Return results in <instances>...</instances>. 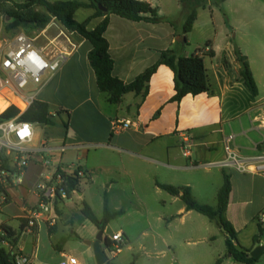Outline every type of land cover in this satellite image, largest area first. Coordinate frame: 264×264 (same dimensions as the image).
Masks as SVG:
<instances>
[{"label":"crops","instance_id":"1","mask_svg":"<svg viewBox=\"0 0 264 264\" xmlns=\"http://www.w3.org/2000/svg\"><path fill=\"white\" fill-rule=\"evenodd\" d=\"M25 1L0 0V18L3 14L5 19L9 18L6 12L15 4H22ZM47 1L54 3L58 0ZM80 1L87 2V0ZM137 1L147 2L153 8H163L161 0ZM259 1L264 2V0ZM220 4L227 14L226 17L228 16L225 31L239 33V42H237V34L234 40L230 36L221 37L216 34L213 39H208L210 44L206 49L198 51L196 48L193 54L187 51V48L192 46L188 36L196 30L198 20L192 32L185 36V44L176 41L180 35H183L182 27L186 16L183 10L177 23L168 15L163 16L172 24L167 20L152 24L132 22L116 15L110 16L105 38L109 44V53L115 62L113 75L124 83L133 82L155 64L162 51L174 50L185 57L195 54L204 56L211 91L198 96L188 95L181 102L171 101L175 96L173 72L166 66H160L148 83L149 91L145 99L129 93L119 104H111L108 102V94L98 89L95 73L88 60L92 50L88 41L76 36L68 37L69 42L66 38L60 41L62 36H67L55 19H52L44 30L18 27L20 32L17 34L25 32L27 28L31 30V37L35 39V45L41 51H46L48 43L56 38L60 47L71 51L58 73L45 78L44 86L37 93L36 98V101L49 105L50 114L56 122L54 137L50 141L51 144L47 142L48 146L66 147L63 153L57 152L45 157L51 161L52 167L61 168L68 173L75 165L87 173L92 180L91 175L99 165L89 162L88 155L91 149L96 152L101 150L116 152L141 160L149 168L146 177L153 181L156 192L159 194L164 192L168 196L160 201L163 207L158 211V219L173 221L178 216L191 215L194 211L186 210L181 195H171L159 185H170L178 189L190 188L193 197L200 204L207 205L209 202H204L205 200L202 199H207L212 193L214 195L216 185L204 183L200 186L193 182L191 176L198 171L209 174L210 169L204 165L224 161L225 141L228 136L235 137L233 148L244 157L252 158L263 153L264 3H258V0H220ZM204 8L200 10H205ZM80 11H85V16L77 20L76 16ZM94 13V9H80L74 18L82 23ZM102 20L103 18L100 17L92 19L89 28H96ZM237 50L248 60L259 91L256 97L248 90L241 76L242 65L237 59ZM210 52L214 55L210 56ZM79 80L82 88L78 85ZM9 107V104L0 101L1 113ZM63 118L68 119V128H64ZM118 120H128L133 125L128 130L113 133V124ZM57 121L63 126L60 132L57 129ZM35 133L34 146L39 148L43 139L38 136L36 129ZM60 140L63 145L56 144ZM187 140L191 146L189 156L184 155ZM220 171L222 176L226 173L231 179L232 189L225 217L236 232L234 245L239 249L251 251L258 246H264V226L261 221V216L264 215V174L240 173L222 168ZM43 172L41 156L36 155L26 170L23 184L9 188L8 200L5 203H1L0 199V235L3 234L4 226L11 229L15 235L13 244L5 239L8 246L2 243L0 245L9 253L14 252L28 257L29 264L36 262V252L39 248L37 245L36 250L29 252L27 248L29 237L38 239L41 223L32 233H27L26 212L38 203L35 186ZM82 180L78 190L83 185ZM74 200L80 204L87 203L99 220L103 218L104 206L100 215V212L94 210L87 202L84 192L80 191L72 196L71 203L69 201L67 204L65 202L61 204V215L57 214L58 219L54 225L44 223L50 237L60 235L58 234L60 232H67L72 238L82 239L74 227L75 224L88 220L82 214V205L79 209L76 208ZM107 200L112 212H121L119 216L126 213L121 207H114L110 199ZM145 208L148 212L149 207L145 205ZM211 222L218 229L220 228L214 221ZM109 226L110 223L104 233ZM94 228L99 230L95 226ZM49 229L53 232L50 233ZM90 233L91 239L88 241H95L94 231ZM117 233L125 238L124 244H130L126 228H121L114 234ZM259 235L260 243L255 245L254 238ZM3 237L1 240H4ZM216 237L217 235L213 234L210 239L216 240ZM226 239L225 233L223 240L226 242ZM54 249L65 259L69 258L59 244H56Z\"/></svg>","mask_w":264,"mask_h":264},{"label":"rangeland","instance_id":"2","mask_svg":"<svg viewBox=\"0 0 264 264\" xmlns=\"http://www.w3.org/2000/svg\"><path fill=\"white\" fill-rule=\"evenodd\" d=\"M14 1L22 2L24 0ZM161 2L163 8H155L158 15L160 17L168 15L177 23L183 10L181 0H161ZM258 3L264 2L258 0ZM204 7L202 8L205 10L199 9L200 15L199 18L197 17L196 30L188 36L192 46L187 48V51L191 54L195 53L196 48L198 51H203L207 47L208 39H213L216 34L221 37L230 36L233 40L237 34V42H239V33L225 31L228 16L226 17L227 14L220 4V0H207ZM84 16L85 11H80L76 17L77 20H81ZM11 25L12 19L10 17L5 19V14H3V17L0 18V58L8 44L12 42L13 37L20 32V29L11 28ZM24 31L22 33L31 37L32 32L29 28ZM65 35L69 38L72 37L66 31ZM62 40H65L64 36L60 41ZM78 85L79 87L82 85L80 80ZM0 101H2L1 98ZM62 121V123L68 124L67 118H63ZM55 123L53 126L34 125L38 136L49 144L54 137ZM62 128V124L57 121L58 131L60 132ZM56 144L63 145L61 140ZM88 158L91 164H98L100 167L98 166V169L92 173V180L85 173L82 180L83 185L78 192H84L87 202L93 206L94 210L100 212V215H102L105 196L111 200L114 207L119 206L126 210V213L110 222L104 236L111 239L116 231L126 228L130 244L123 243L116 256L110 253L111 251L116 252V248L114 245H109L105 250L108 264H216L218 259H222V264H237L234 259L227 258L229 255L226 242L223 240L224 230L211 224L213 222L207 217L194 211L191 215L178 216L173 221L158 219V211L163 207L160 201L165 200L168 196L164 192L163 194L156 192L153 181L147 179L146 174L149 173L147 164L124 154L104 150L96 152L91 149ZM4 160L5 167L11 168V159ZM208 169H210L209 174L198 171L191 176V179L200 186L204 183L216 185L214 195L212 193L210 197L208 195L207 199H202L205 200L204 202H209L207 205L216 208L217 195L223 183V176L219 167H208ZM0 199L2 203L3 200ZM65 203L67 204L69 201ZM73 203L78 209L82 205L75 200ZM145 205L149 207L148 212ZM74 230L82 239L72 238L67 232H60L58 233L60 235L50 237L47 226L41 223L38 239L28 236L27 248L30 253L34 249L36 250V246L39 245L36 252L37 260L34 264H61L64 262L65 257L54 249L56 244L64 248L67 257L76 258L80 264H96L93 249L86 242L91 239L90 232L94 231L93 236L96 238L99 230L94 228L89 221L75 224ZM213 234L217 235L216 240L210 239ZM1 238L2 235H0ZM257 264H264V257Z\"/></svg>","mask_w":264,"mask_h":264},{"label":"trees","instance_id":"3","mask_svg":"<svg viewBox=\"0 0 264 264\" xmlns=\"http://www.w3.org/2000/svg\"><path fill=\"white\" fill-rule=\"evenodd\" d=\"M207 0H181L183 11L185 12V21L182 27L184 36L192 32L198 17V10L204 7ZM224 1V0H222ZM107 9L104 12L98 8ZM94 9L95 13L86 21L79 23L74 16L80 9ZM12 19L11 28L32 27L34 30H44L46 26L55 19L64 31L71 36H76L88 41L92 50L88 55V60L96 77L97 86L100 92L108 94V102L111 104H119L122 98L134 93L145 99L148 91L151 77L155 74L160 66L168 67L174 74L175 96L172 102H181L186 96H198L200 94L209 93L211 86L207 76L203 55H192L189 57L181 56L174 50H165L160 52L159 59L155 64L148 68L143 74L139 75L133 82L124 83L113 75L115 62L109 53V44L105 38V33L110 23V16L116 15L132 22H146L158 24L166 21L164 17H160L157 10L147 2L137 0H87L81 1H57L54 3L47 0H26L22 4H15L13 8L6 12ZM103 18L101 23L94 29L89 28L90 21L94 18ZM169 23L172 22L168 19ZM210 43L207 44V46ZM210 56L214 53L210 52ZM238 61L242 65L241 76L245 81L248 90L253 96H258L259 91L255 79L253 77L250 65L245 56L238 50L236 51ZM20 114L19 109L10 106L0 114V124L14 119ZM19 121L27 122L34 125L53 126L54 117L50 114V107L45 103L35 101L32 106L19 117ZM68 128V124H64ZM2 160V157H0ZM4 160V159H3ZM5 160L1 168H4ZM61 168H59L60 171ZM64 175V174H63ZM68 194L72 198V192L78 191L80 184L79 179L68 178ZM159 187L171 195H181V199L186 206L187 211H195L209 220L214 221L227 235L226 247L228 255L240 264H256L262 257L264 252L257 258L251 257V250L237 248L234 245L236 241V232L232 225L227 221L225 212L231 193V179L226 173H223V185L217 196V207L200 204L192 195L190 188H175L170 185H159ZM0 193L7 195L6 189L0 184ZM61 204H56V211L61 215ZM82 214L99 230H105L107 225L121 212H112L108 205L107 197H104V214L99 220L92 208L87 204H82ZM3 239L10 240L11 244L15 242V235L8 227L3 228ZM49 232H53L49 229ZM260 235L254 238V244L260 243ZM108 245L110 244L107 239ZM60 246V245H59ZM121 249V248H120ZM222 260H218L216 264H221ZM0 264H16L14 257L6 249L0 247Z\"/></svg>","mask_w":264,"mask_h":264},{"label":"built area","instance_id":"4","mask_svg":"<svg viewBox=\"0 0 264 264\" xmlns=\"http://www.w3.org/2000/svg\"><path fill=\"white\" fill-rule=\"evenodd\" d=\"M65 38L68 42L70 41L68 36ZM57 39L48 43L46 51H41L36 47L34 38L19 33L8 44L0 58V98L20 111V114L14 119L0 124V157H2L0 160V184L7 192V195L0 193L3 203L8 200L9 188L23 184L26 170L36 155L41 156L44 168L40 181L35 186L38 203L26 212L25 231L27 233H32L39 223L54 225L58 219L56 204L72 199L68 194V178L81 180L86 175L75 165L68 173L52 167L51 161L45 157L57 152L63 153L66 147H49L45 141L40 143L39 148L35 147L34 125L19 121V117L36 101L37 93L44 86L45 78L58 73L71 53L68 48L60 47ZM11 98L13 99L11 100ZM132 125L131 121L118 120L113 124V133L128 130ZM234 139L233 135L226 138L224 161L204 166L232 169L240 173L264 174V152L256 157H244L233 148ZM185 143L184 155L189 156L191 146L188 140ZM6 158L11 159V168L4 166L1 168L3 159ZM76 193L73 191L72 195ZM261 221L264 226V215L261 216ZM2 236H5L4 233ZM109 241V245H114L117 250L110 253L116 256L121 250L123 236L120 233L114 234ZM6 242L5 239H0V243L8 246ZM11 255L16 264L30 263L26 256L14 252ZM61 264H79V262L76 258L69 257Z\"/></svg>","mask_w":264,"mask_h":264},{"label":"water","instance_id":"5","mask_svg":"<svg viewBox=\"0 0 264 264\" xmlns=\"http://www.w3.org/2000/svg\"><path fill=\"white\" fill-rule=\"evenodd\" d=\"M98 8L104 12H107V9L102 8L101 6H98ZM176 41L181 44H185L186 37L179 36L176 39ZM86 244L92 247L93 252H94V257L96 260V264H108V257L105 252L106 248L108 247V242H107L106 237L104 236L103 230H99V233L97 237L95 238V241H88L86 242ZM263 252H264V246H258L253 251H251L250 255L253 258H257ZM229 257H231V255H229Z\"/></svg>","mask_w":264,"mask_h":264}]
</instances>
